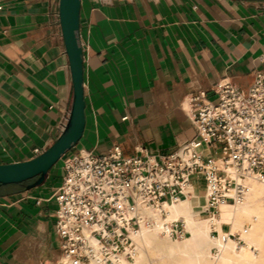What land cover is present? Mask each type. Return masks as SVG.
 Here are the masks:
<instances>
[{"label":"crops","instance_id":"0c3cea01","mask_svg":"<svg viewBox=\"0 0 264 264\" xmlns=\"http://www.w3.org/2000/svg\"><path fill=\"white\" fill-rule=\"evenodd\" d=\"M0 2L1 166L31 161L58 140L74 84L60 0ZM79 37L83 137L41 185L39 177L0 184V264H31L22 260L30 241L41 244L42 264L61 251L50 198L67 156L115 147L133 155L138 146L169 154L198 138L188 115L192 94L223 80L251 86L264 71V0H82Z\"/></svg>","mask_w":264,"mask_h":264},{"label":"built area","instance_id":"2783aa9c","mask_svg":"<svg viewBox=\"0 0 264 264\" xmlns=\"http://www.w3.org/2000/svg\"><path fill=\"white\" fill-rule=\"evenodd\" d=\"M3 9L0 2V12ZM212 94L217 101L211 100ZM188 102L198 138L174 152L152 155L138 146L127 155L115 147L106 153L80 150L64 159L61 185L50 198L58 204L56 233L64 255L112 264L106 260L108 252L123 250L131 242L130 230L139 228L138 218L128 219L126 212L187 199L188 185L214 187L209 213L219 201L236 202L230 193L234 190L240 197L242 186L215 166L221 154L240 179L246 173L264 174V71L256 72L248 88L223 80L211 92L192 94ZM202 143L211 153L197 151ZM176 229L180 233L182 223H176Z\"/></svg>","mask_w":264,"mask_h":264},{"label":"bare ground","instance_id":"6f19581e","mask_svg":"<svg viewBox=\"0 0 264 264\" xmlns=\"http://www.w3.org/2000/svg\"><path fill=\"white\" fill-rule=\"evenodd\" d=\"M196 149L201 153L208 152L203 143L199 144ZM222 157L223 154L220 155L219 160L215 161V166L224 173L225 178H236L242 186L240 197L235 195L234 190L230 193V197H236V202L219 201L215 204L216 210L209 213V197L214 187L211 186L209 190L200 191L196 187L188 185L185 189L188 194L187 199L169 201L158 207L139 205L134 211L129 209L126 212L127 218L137 217L139 228L130 230L131 242L128 246H125L121 251L119 248H114L108 252L106 260H110L112 264H148L147 252L154 251L159 259H168L183 264L203 261L206 257H212L215 260L213 264H219L225 259L223 255L230 249H234L238 255L235 257L242 261L250 259L254 252L251 247L253 243L251 245L248 243L233 244L230 234L240 233L243 235L245 229L241 231L242 223L264 215V174L246 173L245 178L240 179L233 168L225 166ZM221 188L224 190L223 185ZM176 223H182L180 233H177ZM92 242L96 246V250H99L98 243L95 240ZM216 247H218L217 253L214 254L213 251ZM40 248L39 242L25 243L22 249V260L31 264H42ZM50 264L99 263L94 260L84 263L65 255V257L55 256Z\"/></svg>","mask_w":264,"mask_h":264},{"label":"water","instance_id":"95a60500","mask_svg":"<svg viewBox=\"0 0 264 264\" xmlns=\"http://www.w3.org/2000/svg\"><path fill=\"white\" fill-rule=\"evenodd\" d=\"M82 0H60L59 16L74 84V103L65 129L58 140L37 158L0 166V184H19L39 177L41 185L49 171L70 152L83 137L85 116L84 55L80 43V11Z\"/></svg>","mask_w":264,"mask_h":264},{"label":"rangeland","instance_id":"374dc122","mask_svg":"<svg viewBox=\"0 0 264 264\" xmlns=\"http://www.w3.org/2000/svg\"><path fill=\"white\" fill-rule=\"evenodd\" d=\"M215 101H217V100H215ZM213 154H214V158H216V151H213ZM201 187L205 188V184H202ZM200 191H204V190H200ZM263 220H264V215H261L259 218H256V219L246 220V223L241 224V229H242L241 231H243L245 229L243 231L244 232L243 235H241L240 233H237V234L235 233V235H234V233L230 234V239H231V242L233 244L244 245L245 243H248L249 245H251L253 243L255 247L253 246V244L251 245V247L253 248V251L255 252V254H254V252H252L251 256L252 257L255 256V257L254 258L251 257L252 259L251 258L250 259H244V261H242L240 258H237L238 255L234 251V249H232V250L230 249L231 251L229 250L227 253H225L223 255V257L225 259L222 260L221 262H219V264H221V263L229 264V262H231L230 264H245V262H247L246 264H260V263L263 264L264 263V261H263L264 260L263 259V257H264V247H263L264 246V243H263L264 242V225H263L264 221ZM247 222H249V223H247ZM259 224H260V226H259ZM255 225H257V226H255ZM249 229H250V231H249ZM256 231H259V232H256ZM247 232H249V233H247ZM259 235H261V236L259 237ZM217 249H218V247H216V249H214V251H213L214 254L217 253ZM260 249H261V251H260ZM261 253H263V254H261ZM55 255L65 257V255L62 253V251H57V252L53 253V256L50 260H46L45 262H43V264H50L51 260L54 258ZM235 255L237 257H235ZM232 256H233V258H232ZM228 260H230V261H228ZM147 261H149L148 264H183V263H179L176 261H170L168 259H159L156 252H154V251H150V252L148 251L147 252ZM248 261H249V263H248ZM253 261H254V263H253ZM260 261H262V262H260ZM213 263H215V260L212 257H206L205 259H203V261L202 260H200L198 262L192 261V263H190V264H213Z\"/></svg>","mask_w":264,"mask_h":264}]
</instances>
